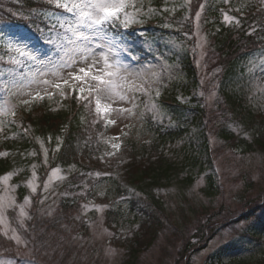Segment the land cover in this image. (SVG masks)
<instances>
[{
    "label": "rangeland",
    "instance_id": "374dc122",
    "mask_svg": "<svg viewBox=\"0 0 264 264\" xmlns=\"http://www.w3.org/2000/svg\"><path fill=\"white\" fill-rule=\"evenodd\" d=\"M155 1L130 0L135 8L141 10L142 16L151 17L156 12L164 14L165 11L174 15L179 9L184 12L179 23L164 21L161 25L163 28L186 26L189 30L188 35L182 36V41L187 42L186 48L193 55L199 83L197 95L208 112L207 138L211 148V170L216 180V191L210 197L203 192L206 173H199L197 169L192 171L193 184L184 192H179L175 186L157 191L156 195L164 207L160 220L164 222L165 227L157 233L151 246L139 253L137 264H178L180 253L195 243L198 240L195 235L200 234L201 230L206 232L207 227L215 230V234L205 248L191 253L188 264H261L264 258V234L257 247L246 251H228L220 256H216L215 253L225 243L240 236L242 229L252 221V215L257 210L256 204L262 202L264 206V149L255 148L249 152H240L241 150L231 148L215 135L217 123L225 119L223 114H226L227 110L224 111L222 105L219 107L221 100L217 96L216 69L208 51L212 49V40L202 25L203 4L193 11L192 0H164L165 4L162 3L155 9L150 4ZM218 1V4L226 6V10L221 11L222 22L229 24L235 19L225 21L224 14L234 17L232 13L241 12L242 9L244 11L251 0ZM143 4L144 9H141ZM197 12L200 13L199 18ZM39 13L30 11L29 16L37 20ZM55 13L68 15L64 9ZM166 18H170L169 15ZM5 31L18 32L31 38L33 45L41 50L42 59L56 51L53 46L45 43L48 39L47 29L43 31L44 36L33 35L22 25L8 26ZM56 32L61 34L59 42L63 43L62 29L57 27ZM138 32L141 34L143 31ZM121 34L128 44V51H121L120 57L133 69L142 71L143 78L137 83L143 84L144 91L127 93L124 100L115 95L93 94L95 109L96 99H100V114L106 126L98 135L99 148L95 151L104 161L128 141L138 148L140 144L152 138V131L148 127L145 115L148 114L152 118L159 116L155 101L156 93L160 94L172 83H180L185 79L181 66L170 62L168 58L171 51L181 49L180 42L168 38L165 40L167 44L159 47L161 50L154 51L148 56V52L140 54L135 49L136 40L130 39L124 31ZM53 38H57L56 33L53 34ZM156 46L153 43L143 45L145 50ZM3 55L5 60L0 62V69L7 70L12 66L7 63L8 53L3 52ZM132 57L136 59L133 60ZM262 61L259 66L257 62L250 69L255 77L264 74V59ZM91 62L77 60L73 67L61 69L58 76L48 74L37 77L40 83H33L20 88L19 91L16 87L9 86L7 91L0 92V104L6 102L14 106L15 112L14 116H0V141L1 136L7 133L4 132L8 124L7 119L11 120L12 116L13 119H18L39 103L45 102L55 106L62 100L68 88L74 89L75 97L80 96L82 92H89L91 84L95 82L77 81L71 74L82 76L78 69L84 67L88 70L87 63ZM90 71L95 74L94 69ZM44 80L49 83L44 84L42 82ZM65 80L67 83H64ZM244 96H249L251 101L258 104L259 110L264 112V80L254 82ZM177 97L181 102H188L189 99L181 90H177ZM106 104L109 105L107 112L103 111ZM153 104L155 108L152 107ZM232 127L237 130L236 127ZM114 145L117 147H113ZM38 146L40 153V156H37L38 161L30 163L28 174L21 183L25 188L21 200L17 199L20 184L13 182L15 173L10 172L11 176L7 181L0 179V238L3 239L0 242L5 243H0V264H122L127 246L125 244L131 241L135 232H138L142 215L131 212L123 198H115L110 171L89 174L88 178L83 176L75 182L69 177L71 173L69 169L64 171L59 167L50 168L52 151H49L45 142L38 139ZM55 147L52 149L56 150ZM7 174L9 173L1 177ZM61 197L75 199V206L71 208L73 214L64 212L71 217L63 218L55 231L39 232L34 227L27 228V222L33 220L32 209L37 206V217L50 216L53 212L52 203L56 204ZM111 208L118 216L112 227L106 222L107 209ZM81 220L86 223L85 232H82L80 227ZM173 226L177 227L178 232L172 230ZM206 234L211 233L208 231ZM16 237L19 240L15 239Z\"/></svg>",
    "mask_w": 264,
    "mask_h": 264
},
{
    "label": "trees",
    "instance_id": "16d2710c",
    "mask_svg": "<svg viewBox=\"0 0 264 264\" xmlns=\"http://www.w3.org/2000/svg\"><path fill=\"white\" fill-rule=\"evenodd\" d=\"M218 2L192 0L191 4L193 11L203 4L202 25L212 40V49L208 51L216 69L217 96L221 100L219 107L222 105L224 111L228 112L223 114L225 119L217 123L215 135L231 148L241 150L240 152L264 149V112L259 110L258 104L251 101L249 96H244L254 82L264 80V74L255 77L250 70L255 63L258 62L259 66L264 59V11L256 8L260 0H251L246 5L243 17L236 15L233 22L224 24ZM162 3L164 0H156L154 8L157 9ZM30 11H39V19L31 18ZM49 11L59 12L47 0H0V28L22 25L33 35L44 36L43 31L48 29L50 22L41 13ZM175 13L156 12L151 17L140 15L138 26L133 23L127 30H120L130 39L136 40L135 49L140 54L148 52V56L161 50L168 38L175 39L181 45L180 50L169 51L168 58L170 62L181 66L185 79L180 83H172L156 97L159 116L152 118L145 115L153 135L150 140L140 144L138 148L128 141L107 164H102L95 151L98 146L97 135L103 130L104 122L94 112L92 99L75 101L65 96L55 106L45 102L35 105L19 122L7 119L4 131L7 133L1 136L0 151L6 155L0 156V177L6 173H15L13 182L20 184L18 200L25 194L21 183L28 174L30 163L38 161L37 156H40L38 139L45 142L49 151H52L50 168L59 167L64 171L69 169V177L75 182L83 176L88 178L89 174H95L96 171H110L115 198H123L131 212L142 215L138 232L125 244L127 246L122 264H137L139 253L149 248L157 233L165 227L160 220L164 207L156 195L157 191L175 186L179 192H184L194 182V169L199 173H206L203 192L210 197L216 191V180L211 170V148L207 138L208 112L197 95L199 83L193 55L186 48L187 42L182 41V36L188 35L189 30L186 26L163 28L161 25L164 21L179 23L184 12L179 9ZM168 15L170 18H166ZM237 20L239 23H236ZM139 29L143 30L141 34L137 33ZM146 43L157 46L145 50L143 45ZM177 90L188 96L189 101H179ZM54 146L57 147L56 150L52 149ZM59 200L56 204L52 203L53 212L50 216L37 217V206L32 209L33 220L27 222V228L34 227L39 232L55 231L63 218L71 217L64 212L73 214L71 208L75 206L74 198L61 197ZM258 204L252 221L242 229L240 236L221 246L215 253L216 256L259 246L264 234V206L262 202ZM66 215L68 216L64 217ZM106 218V222L112 227L118 216L111 208L107 209ZM80 227L85 232L86 223L83 220ZM172 230L178 232L176 226ZM201 231L195 235L198 240L180 253L178 264H188L191 253L205 248L215 234V230L208 227L206 232ZM208 231L210 235L206 234ZM261 264H264V258Z\"/></svg>",
    "mask_w": 264,
    "mask_h": 264
},
{
    "label": "snow or ice",
    "instance_id": "6c2138e0",
    "mask_svg": "<svg viewBox=\"0 0 264 264\" xmlns=\"http://www.w3.org/2000/svg\"><path fill=\"white\" fill-rule=\"evenodd\" d=\"M47 2L54 4L56 8L64 9L68 14L62 16L55 12L41 13L51 22L45 43L53 46L56 49L55 53L42 59L41 50L33 45L31 38L0 28V62L5 60L3 52H7V63L12 66L7 70L0 69V92L7 91L9 86H14L19 91L20 88L33 83H40L37 77L48 74L58 76L61 69L73 67L77 60L92 61L87 63L88 70L84 67L78 69L82 76L71 74L77 81L95 82L89 88L90 95H115L124 100L127 93L144 91L143 84L137 83L143 78L142 71L133 69L120 57L121 51H128V44L120 30H127L133 23L140 22L138 17L141 10L135 8L134 3L130 0H47ZM196 15L199 18L200 13L197 12ZM224 19L231 21L235 18L225 13ZM57 27L62 29L63 43L59 42L61 34L56 32ZM54 33L57 38H53ZM132 59L135 60L136 57ZM93 69L95 74L90 71ZM42 82L49 83L47 80ZM64 83H67V80ZM156 95L159 96V92ZM77 99L79 101L88 98L78 95ZM152 107L155 108V104ZM13 108L14 106L6 102L0 104V116H14ZM96 109L98 113L101 111L100 99H96ZM108 109L109 105L103 106V111L107 112ZM3 155L6 153H0V156ZM10 176L11 173L0 179L7 181ZM25 202L27 203V197ZM15 239L19 240L18 237Z\"/></svg>",
    "mask_w": 264,
    "mask_h": 264
}]
</instances>
